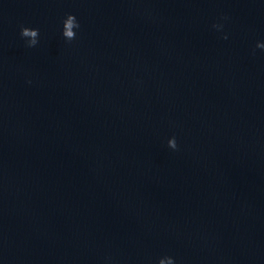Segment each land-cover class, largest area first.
<instances>
[{
    "label": "water",
    "instance_id": "obj_1",
    "mask_svg": "<svg viewBox=\"0 0 264 264\" xmlns=\"http://www.w3.org/2000/svg\"><path fill=\"white\" fill-rule=\"evenodd\" d=\"M132 75L78 0H0V264H236Z\"/></svg>",
    "mask_w": 264,
    "mask_h": 264
},
{
    "label": "clouds",
    "instance_id": "obj_2",
    "mask_svg": "<svg viewBox=\"0 0 264 264\" xmlns=\"http://www.w3.org/2000/svg\"><path fill=\"white\" fill-rule=\"evenodd\" d=\"M172 147H173L174 149H176V148H177V146H176L175 144H173V145H172Z\"/></svg>",
    "mask_w": 264,
    "mask_h": 264
}]
</instances>
